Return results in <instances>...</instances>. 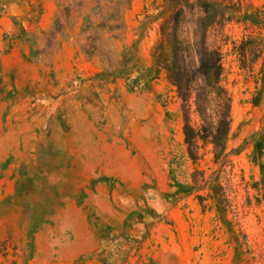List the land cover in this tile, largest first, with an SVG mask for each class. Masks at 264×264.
Listing matches in <instances>:
<instances>
[{"label":"rangeland","instance_id":"obj_1","mask_svg":"<svg viewBox=\"0 0 264 264\" xmlns=\"http://www.w3.org/2000/svg\"><path fill=\"white\" fill-rule=\"evenodd\" d=\"M105 5L0 0V264H264V0Z\"/></svg>","mask_w":264,"mask_h":264},{"label":"trees","instance_id":"obj_2","mask_svg":"<svg viewBox=\"0 0 264 264\" xmlns=\"http://www.w3.org/2000/svg\"><path fill=\"white\" fill-rule=\"evenodd\" d=\"M106 5L103 7H99L101 10V13L99 14L101 17L100 18V23L98 25H109L107 26V31L108 32H113L115 30H118L120 28L119 22V11L121 5H124L127 3L129 0H105ZM90 18V25H95V23L92 21V16H89ZM170 45L164 44L161 42L160 46L156 49V55H157V60L159 64L167 70L169 75L172 77L173 72L177 70V67H175V63L171 62L169 59V54H168V48ZM210 57V65L206 67L207 69V77L212 75L214 78H219L221 74L222 67L220 65L219 60L217 59V53L215 51L210 52L209 54ZM215 98L214 102L217 107H220V103L224 100V94L221 90L215 89L214 91ZM207 96V94H206ZM190 96L188 95L187 97L183 98L185 104L188 103ZM229 130V121H228V115H219V121L217 124V128L215 131V135L213 137V142L215 144V147H221V144H223V140ZM185 135H186V141L189 146V149L191 150L194 147V144L196 142V135L193 132L192 129L185 127ZM191 157L193 160H196V157L191 153Z\"/></svg>","mask_w":264,"mask_h":264}]
</instances>
